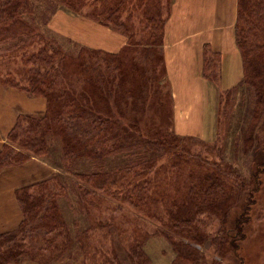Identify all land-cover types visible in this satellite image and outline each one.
Masks as SVG:
<instances>
[{"label": "trees", "instance_id": "trees-1", "mask_svg": "<svg viewBox=\"0 0 264 264\" xmlns=\"http://www.w3.org/2000/svg\"><path fill=\"white\" fill-rule=\"evenodd\" d=\"M172 2L0 0V87L45 105L43 114L16 117L0 147V172L32 159L54 170L15 190L22 218L0 235V264H149L145 245L155 237L168 241L175 264H198L194 246L208 242L219 253L229 234L223 230L246 223L259 187L256 176L252 185L241 184L242 202L222 217L224 241L206 234L200 213L191 211L202 200L221 210L225 167L210 154L188 151L182 140H200L175 134L168 113L165 122L153 119L161 103L152 101V87L163 97L167 82L164 28ZM59 11L123 36L125 45L110 53L69 38L51 24ZM234 34L243 75L227 91L249 89L252 120L243 131V150L255 143L253 162L264 167V0H236ZM210 50L204 45L203 77L219 55L209 56ZM155 62L154 77L140 67ZM206 148L221 157L220 149ZM156 199L163 209L153 208ZM156 219L160 224L152 222ZM130 223L125 237L120 227ZM239 230L229 240L234 250L236 240H243ZM96 234L109 239V249L98 243L106 254L88 242Z\"/></svg>", "mask_w": 264, "mask_h": 264}, {"label": "rangeland", "instance_id": "rangeland-1", "mask_svg": "<svg viewBox=\"0 0 264 264\" xmlns=\"http://www.w3.org/2000/svg\"><path fill=\"white\" fill-rule=\"evenodd\" d=\"M75 20L79 21L76 17L59 11L51 20V24L55 29L67 32L72 38H76L83 44L93 48L107 51L105 49H108L107 42L109 41V44L114 48L110 53L119 51L125 45L126 39L123 36L114 33L112 35L104 27H98L92 23H90V26H86L83 22H76ZM235 25L236 19L234 28ZM216 44L219 45L218 43ZM236 49L238 50L237 47ZM238 53L240 54L239 50ZM214 54L211 50L208 51L209 56ZM210 61H212L211 66L204 78V74H200V62L198 60L194 61L193 59L190 60V58L182 60L180 61L183 65L182 67H177L180 65L176 64L173 65L176 68L172 69L167 67L163 55L167 82L164 90H160L164 94L163 97L156 93V87H152V90L155 91H152V101L161 103L153 115V119L156 122L161 120L166 121L165 115L168 113V116L172 117V126L175 134L185 140L191 137L200 140L199 144L182 140L180 143L188 148V151L210 154L219 168L223 169L225 167L220 177H222L224 182L223 186L226 189L225 196L226 194L227 196L221 198L223 199L221 203L224 205L221 206V210H217L210 200H202L201 202H204V204L191 211V215L194 212L200 213L199 219L205 222L200 225V229L204 230L206 234L222 237L221 232H219L220 223L223 220L222 217L225 214L227 215L228 210L233 205L236 206L237 203L242 202L239 196L244 194L242 192L244 186L252 185V177L256 176L258 179L256 184L259 187L256 188L251 196L254 202H252V207L249 208L251 210L247 211V216H245L247 219L246 223L240 226V230L239 227L223 230L226 233L229 232V234L225 240L226 244L223 243L222 250L219 253L215 252V247L209 245L208 242L204 245L194 246L188 239L180 238V240L185 241V243L188 242L198 249L201 255V260L198 264H264V167H259L258 164L253 162L252 151L258 150V146L255 143H253V149L248 145L246 152L243 150V131L248 128L249 122L252 120L250 117L251 97H249V89L244 86H237L228 92L227 90H230L238 83L225 89L226 87L222 85V56L217 55L216 59ZM153 65L148 64V67H145V64L140 63V67L150 70L154 77L152 67L158 69V65L156 62ZM135 70L139 73L144 72L142 69L135 68ZM155 75L156 79L160 82L161 76ZM2 91H12L11 93L14 94L6 95L2 97V100L16 101L18 95H23V93L20 94L16 90L11 89H3ZM38 103L44 105L43 102ZM10 106L7 102L0 101V117H5V121L8 120L7 116L10 113ZM263 120L264 117L260 125L264 123ZM255 121L258 124V120ZM6 124L7 122L2 126ZM261 135L264 137V133ZM213 146L221 150V157L219 159L212 150L206 148ZM255 168H258V170H255ZM225 171H228V174ZM52 173H54V170ZM241 184L244 186H241ZM159 199L154 200L153 208H164V204ZM152 222L155 225L157 223L160 224V220L157 219L152 220ZM132 227L131 223L125 224L120 227V230L124 232L125 237H128ZM150 228H154L152 224ZM235 230H239V236L241 232L243 234L241 235L243 237L242 241L236 240L238 244V249L236 250L229 244L230 238H233L234 234L237 235V231ZM221 241H224L223 237ZM88 242L99 250L98 243L102 245V248L109 249L111 246L107 236L103 240L102 236L97 234L92 236ZM100 252L106 254L108 251L102 252L100 250ZM145 253L150 260L149 264H175V254L172 252L171 246L166 239L156 237L150 239L145 245ZM234 254H237V258ZM238 256H240L243 263H239ZM88 264H92V262L89 261Z\"/></svg>", "mask_w": 264, "mask_h": 264}, {"label": "crops", "instance_id": "crops-1", "mask_svg": "<svg viewBox=\"0 0 264 264\" xmlns=\"http://www.w3.org/2000/svg\"><path fill=\"white\" fill-rule=\"evenodd\" d=\"M77 19L90 26V22ZM235 19L236 0H173L170 16L164 28L163 55L167 67L175 69L176 66L173 65L176 64L180 65L177 67H182L180 61L189 58L200 62L203 59V47L208 44L212 52L222 56V85L226 87L225 89L239 83L243 73L234 38ZM109 32L113 35L111 31ZM63 33L72 38L69 33ZM72 39L78 41L76 38ZM107 46L108 49H104L109 52L114 49L109 41ZM2 90L0 87V101L7 102L11 106L8 120L5 121V117H0V147L5 142L7 133L18 114L39 115L44 112V105L38 103L43 102L41 99H29L23 94L18 95L16 101L2 100L6 95H14L12 91ZM4 122L7 124L2 126ZM52 171L46 163L32 159L21 166L9 167L0 172V235L14 230L21 222L15 190L24 184L49 177Z\"/></svg>", "mask_w": 264, "mask_h": 264}]
</instances>
